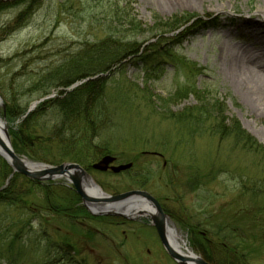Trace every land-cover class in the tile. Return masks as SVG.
Segmentation results:
<instances>
[{
	"label": "rangeland",
	"instance_id": "rangeland-1",
	"mask_svg": "<svg viewBox=\"0 0 264 264\" xmlns=\"http://www.w3.org/2000/svg\"><path fill=\"white\" fill-rule=\"evenodd\" d=\"M64 1L43 0L23 27L5 36L3 31L19 10L0 14L1 120H5L3 101L10 92L16 90L20 102L30 106L40 99V91L31 86L59 67L83 42L102 38V21L115 4L140 22L143 34L139 41L151 38L154 15L191 18L199 27L169 51L163 46L166 54L151 64V70L126 63L106 76L104 99L111 111L110 125L93 141L90 159L83 157L80 165L59 161V146L54 141L43 145L49 148V156L43 159L18 155L49 166L78 164L111 196L137 188L147 192L171 216L186 247L204 261L207 257L212 264H220L230 257L234 264H264V194L256 193L264 191V187H256L264 182V157L242 143L235 145L231 136L212 134L210 122L205 123L204 131L188 136L171 116L196 107L199 98L184 91L198 90L206 102L221 103L223 115L237 120L264 149V117L256 116L246 105L236 79L228 74L226 60V55L242 47L251 54H264V37L259 39V32L264 31L260 28L264 26V0H196L167 6L159 0ZM58 91L51 90L49 95L57 97ZM177 93L180 95L175 96ZM56 121L49 110L39 125L49 131ZM105 155L115 157L116 166L130 163L132 167L118 174L90 169L88 162L92 165ZM9 170L0 158V188L6 184ZM14 179L5 187L17 188L22 196L20 207L0 208V264L14 258V264H48L54 259L46 254L49 245L64 242L73 247L75 264H174L153 227L141 223L129 222L115 229L107 225L115 222L110 219L79 218L81 227L78 222L48 218L38 228L48 215L38 187L68 188V184L56 179L40 186L21 175ZM30 212L39 217L30 219L32 228L39 229L38 235H22L12 244L15 223L30 218Z\"/></svg>",
	"mask_w": 264,
	"mask_h": 264
},
{
	"label": "trees",
	"instance_id": "trees-1",
	"mask_svg": "<svg viewBox=\"0 0 264 264\" xmlns=\"http://www.w3.org/2000/svg\"><path fill=\"white\" fill-rule=\"evenodd\" d=\"M42 1H0V14L12 9L19 10L11 25L2 34L5 36L23 27ZM65 2L69 3V0H65ZM153 20L154 24L150 28L151 38L148 41H139L137 38L143 34L140 22H134L135 18L129 15L125 7L119 8L117 4L113 5L101 24L102 38L92 42H83L68 58L63 60L59 67L31 86L35 91H40L39 98L49 95L51 90L60 89L57 97L40 103L33 112L22 118L28 105H23L20 102L19 93L16 90L10 92V95L3 101L4 110L2 113L7 121L14 152L33 160L43 159V157L49 156V148L44 149L43 145L54 141L59 146V150L56 152L59 161L72 160L80 165L83 162V157L85 160L90 159L94 155L93 141L100 135L102 129L110 125L111 111L104 99L106 76L117 72L126 63L140 64L146 71L151 70L154 67H151V64L159 57L164 56L166 54L164 51H169V47L180 44L190 34L191 29L199 27V22L191 18L184 20H179L176 17L161 19L154 15ZM163 46H166L164 51H162ZM92 77L95 78L67 91L74 83ZM184 92L188 93L187 95L190 93L196 95L199 98V104L171 116L181 124L188 136L196 134L200 130L204 131L205 123L210 122L212 134L219 135L221 138L231 136L235 145L242 143L253 154H261L264 157L263 147L242 130L238 121L229 120L223 115L221 103L218 101L206 102L202 99L203 96L199 97L201 93H198V90L189 88ZM178 94L180 95L177 93L175 96ZM49 110L54 112L57 121L47 131L39 125V121ZM88 163L91 169L92 162ZM83 167L87 168L84 164ZM4 168L7 169L6 166ZM14 178L15 176L10 182H13ZM262 184L256 187H264V182ZM45 186L38 188L42 190V207L48 215L39 222L38 228H41L43 223H47L48 218L61 219L71 223L74 222V219L92 218L85 208L78 204L79 197L72 189ZM17 191L18 189L14 187H5L0 190V208L20 207L19 201L22 195ZM256 193L262 195L264 191ZM39 207L41 206L39 205ZM29 216L30 218L27 220L19 219L15 223L16 233L11 238L12 244L19 241L23 237L22 235H28L31 238L38 235L39 229L36 231L32 228L30 219L39 217L31 212ZM46 254L54 258L48 264H75V255L69 250L68 245L59 244L55 247L50 244ZM205 260L212 264L209 258L206 257ZM224 260L220 264H234L230 257ZM9 262L8 264H14L15 258Z\"/></svg>",
	"mask_w": 264,
	"mask_h": 264
},
{
	"label": "water",
	"instance_id": "water-1",
	"mask_svg": "<svg viewBox=\"0 0 264 264\" xmlns=\"http://www.w3.org/2000/svg\"><path fill=\"white\" fill-rule=\"evenodd\" d=\"M94 78H86L76 82L67 90ZM51 98L53 96L49 95L32 103L22 118L33 112L38 104ZM0 157L12 170L6 183L14 174L22 175L37 182L63 179L75 190L82 201V205L90 215L123 218L126 220L146 218L154 227L166 255L175 264H209L202 258L195 256L190 250H182L177 244L172 242L173 240L169 241V239H172V232L168 227L169 217L162 211L159 203L150 194L145 191H129L111 196L104 193L78 164L64 163L58 166H48L42 163H32L18 156L11 146L4 119H0ZM115 160V157L105 155L92 164L91 168L99 172L110 171L113 174H118L132 167L130 163L116 166L114 165Z\"/></svg>",
	"mask_w": 264,
	"mask_h": 264
},
{
	"label": "bare ground",
	"instance_id": "bare-ground-1",
	"mask_svg": "<svg viewBox=\"0 0 264 264\" xmlns=\"http://www.w3.org/2000/svg\"><path fill=\"white\" fill-rule=\"evenodd\" d=\"M164 5H170L176 2L194 3L196 0H159ZM264 29V26L260 27ZM259 39L264 37V31L259 32ZM230 55H226L228 60V74L231 79L236 81L242 97L248 107L253 110L256 116L264 117V54L249 53V49H242L235 52L231 51ZM248 55V56H246ZM230 56V57H229ZM246 89V90H245ZM251 105V106H250ZM172 232V239L169 241L177 244L182 250L189 249L183 240L181 233L175 226L168 225Z\"/></svg>",
	"mask_w": 264,
	"mask_h": 264
},
{
	"label": "flooded vegetation",
	"instance_id": "flooded-vegetation-1",
	"mask_svg": "<svg viewBox=\"0 0 264 264\" xmlns=\"http://www.w3.org/2000/svg\"><path fill=\"white\" fill-rule=\"evenodd\" d=\"M6 165H7V164H6ZM7 166H8V165H7ZM32 182H35V183H37V184L40 185V186L45 185V184H42L41 182H37V181H32ZM46 185H47V186H51V184H46ZM61 187H62V186H61ZM67 187H68V189H71V188H70L71 186L67 185ZM130 191H142V190L139 189V188H137V189L130 190ZM128 192H129V191H128ZM155 200H156V199H155ZM156 201L159 203V205H160L162 211H163V212L169 217V224H168V225L173 224V223H172L171 216L167 213L166 210H164L162 204H161L158 200H156ZM78 204L81 205V206H83L81 201H80ZM90 219H91V220H103V219H104V220H105V219L114 220L115 222L108 221V224H107V225H109V226H111V228H115V229H119V228L123 227L124 224L129 223V222H133L134 224H135V223H141V226L147 225V226H151V227H153L152 224L150 223V221H149L148 219H146V218H140V219H137V220H125V219H121V218H104V217H102V219H97V218H93V217H92V218H90ZM80 220H81V221H84V219H80ZM73 221H74V223H77V222H78V224L82 227L81 223H79L78 220L74 219ZM81 221H80V222H81ZM73 225H74V224H73ZM171 226H172V225H171ZM173 226H174V225H173ZM153 229H154V228H153ZM130 231H133V229H130ZM154 231H155V229H154ZM122 232H123V230H122ZM155 233H156V231H155ZM63 244L67 246V243H66V242H64ZM68 247H69V250L72 251V254L75 255V251L73 250V247H71L70 244H68ZM74 261H75V260H74Z\"/></svg>",
	"mask_w": 264,
	"mask_h": 264
}]
</instances>
